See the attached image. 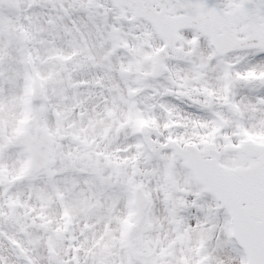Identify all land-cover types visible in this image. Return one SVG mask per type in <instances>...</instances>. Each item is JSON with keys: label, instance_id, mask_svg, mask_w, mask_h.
I'll use <instances>...</instances> for the list:
<instances>
[{"label": "snow or ice", "instance_id": "1", "mask_svg": "<svg viewBox=\"0 0 264 264\" xmlns=\"http://www.w3.org/2000/svg\"><path fill=\"white\" fill-rule=\"evenodd\" d=\"M0 264H264V0H0Z\"/></svg>", "mask_w": 264, "mask_h": 264}]
</instances>
